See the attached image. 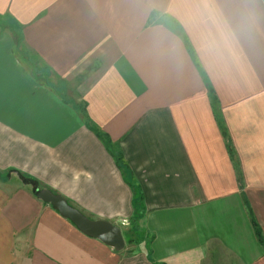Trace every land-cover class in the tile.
Here are the masks:
<instances>
[{
  "label": "crops",
  "instance_id": "0c3cea01",
  "mask_svg": "<svg viewBox=\"0 0 264 264\" xmlns=\"http://www.w3.org/2000/svg\"><path fill=\"white\" fill-rule=\"evenodd\" d=\"M252 221L264 241V0H0V264H264Z\"/></svg>",
  "mask_w": 264,
  "mask_h": 264
},
{
  "label": "water",
  "instance_id": "95a60500",
  "mask_svg": "<svg viewBox=\"0 0 264 264\" xmlns=\"http://www.w3.org/2000/svg\"><path fill=\"white\" fill-rule=\"evenodd\" d=\"M37 198L51 205L62 218L72 222L87 237L97 239L116 251L124 248L125 241L118 227L111 225L107 221L89 220L76 209L72 208L63 197L52 194L49 191H39Z\"/></svg>",
  "mask_w": 264,
  "mask_h": 264
},
{
  "label": "trees",
  "instance_id": "16d2710c",
  "mask_svg": "<svg viewBox=\"0 0 264 264\" xmlns=\"http://www.w3.org/2000/svg\"><path fill=\"white\" fill-rule=\"evenodd\" d=\"M87 128H89L95 135L96 137L103 143V145L105 146V149L107 150V152L113 157L115 158V161H116V164L119 168H122L123 166V161H122V156H121V153L115 149L113 147V145L111 144L109 138L107 135L99 132L94 126L90 125V123H88V119H87V124H86ZM223 135H225V133L223 132ZM227 150L229 152V154L232 156V151H231V148H230V145H229V142L227 140ZM131 223H132V227L137 229V226H136V221L133 219H131ZM252 225L254 226V229H255V234L257 235L259 241L261 242V244L264 246V241L260 235V230L258 229V227L253 224V221H252Z\"/></svg>",
  "mask_w": 264,
  "mask_h": 264
},
{
  "label": "rangeland",
  "instance_id": "374dc122",
  "mask_svg": "<svg viewBox=\"0 0 264 264\" xmlns=\"http://www.w3.org/2000/svg\"><path fill=\"white\" fill-rule=\"evenodd\" d=\"M123 238L125 241V246H124L125 253L127 254L133 253L134 248L132 246L135 245V242H137L139 237L132 231L131 232L129 231L123 233Z\"/></svg>",
  "mask_w": 264,
  "mask_h": 264
}]
</instances>
